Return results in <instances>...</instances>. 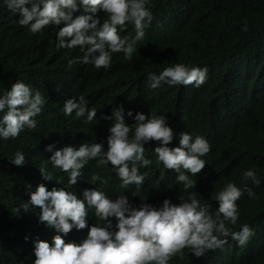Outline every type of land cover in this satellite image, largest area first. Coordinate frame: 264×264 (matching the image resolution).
<instances>
[{
  "label": "clouds",
  "instance_id": "1",
  "mask_svg": "<svg viewBox=\"0 0 264 264\" xmlns=\"http://www.w3.org/2000/svg\"><path fill=\"white\" fill-rule=\"evenodd\" d=\"M150 0H0V36L20 47L26 64L48 73L56 56L71 80L83 85L90 70L108 69L113 62L130 63L158 44ZM243 31L248 30L247 21ZM208 68L175 63L158 74H147L148 87L191 85L199 88ZM130 101L116 104L105 142L82 138L79 144L38 142L52 107L45 93L30 77L17 74L0 84V149L17 167L26 165V153H51L39 171L51 189L41 183L22 203L3 196L0 207V264H216L218 248L230 236L239 246L256 230L241 219L242 206L256 197L261 183L255 168L242 172L241 181L199 187L189 192L205 169L211 145L202 135L183 132L179 145L171 146L176 133L165 114L128 109ZM66 116L97 120V108L84 95L63 103ZM128 119L134 121L129 124ZM158 142L153 151L146 145ZM55 149V151H53ZM157 162L174 171L183 191L160 204L147 196L139 199L114 195V185L135 186L136 197L145 171ZM41 153V152H40ZM51 163L57 175L45 166ZM95 165L101 169L98 172ZM86 174V175H85ZM245 184L242 189L238 184ZM206 184H210L207 182ZM247 194H244V191ZM187 193V195H185ZM157 197V196H156ZM154 197L153 200L156 198ZM230 226H235L232 230ZM221 264V260L219 263Z\"/></svg>",
  "mask_w": 264,
  "mask_h": 264
},
{
  "label": "trees",
  "instance_id": "2",
  "mask_svg": "<svg viewBox=\"0 0 264 264\" xmlns=\"http://www.w3.org/2000/svg\"><path fill=\"white\" fill-rule=\"evenodd\" d=\"M148 6L155 23L152 37L161 39L148 48L147 59L140 53L130 63L113 62L106 70H90L81 85L71 80L68 69L65 72L56 56L48 73L40 74L26 64L20 47L16 51L0 36V84L17 74L34 79L49 94L52 107L45 127L35 131L38 142L46 146L54 143L62 147L60 141L79 144L82 138L105 142L106 146L111 121L104 120L103 115H111L117 103L130 101L127 107L134 114L143 111L168 116L176 133L171 146L179 145L183 132L202 135L209 141L211 150L204 157L205 169L192 177L197 184L189 192L196 195L200 186L210 189L226 180L241 181L243 171L255 168L261 183L256 185V197L243 204L241 219L255 223L256 230L244 246L229 236L227 243L218 248L216 264L220 260L221 264H264V0H150ZM245 21L247 31L242 30ZM180 62L207 67L205 83L199 88L147 86L146 73L158 74L164 67ZM79 95L85 96L89 107L97 108V120L84 123V118L64 114V101ZM133 122L128 119L129 124ZM157 144L153 141L145 147L153 151ZM40 152L26 153V165L17 167L0 149V207L3 196H13L19 203L26 201L28 185L32 191L41 183L49 190L53 187L39 171L51 153L46 148ZM148 158L152 164L143 169L145 181L137 196H132L134 185L122 188L119 181L114 185V195L137 199L147 196L157 205L158 198L160 204L165 197L173 199L183 191L176 181L177 174L157 162L154 152ZM45 166L53 179L56 175L63 177L50 161ZM96 168L101 171L98 165ZM230 227L233 230L235 226Z\"/></svg>",
  "mask_w": 264,
  "mask_h": 264
}]
</instances>
